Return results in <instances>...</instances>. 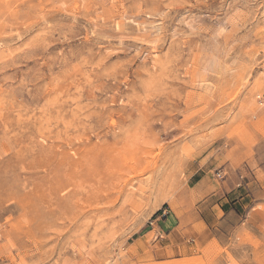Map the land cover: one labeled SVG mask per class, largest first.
I'll list each match as a JSON object with an SVG mask.
<instances>
[{"label": "rangeland", "instance_id": "374dc122", "mask_svg": "<svg viewBox=\"0 0 264 264\" xmlns=\"http://www.w3.org/2000/svg\"><path fill=\"white\" fill-rule=\"evenodd\" d=\"M196 186L241 216L143 259ZM228 236L264 243V0H0V264H264Z\"/></svg>", "mask_w": 264, "mask_h": 264}, {"label": "crops", "instance_id": "0c3cea01", "mask_svg": "<svg viewBox=\"0 0 264 264\" xmlns=\"http://www.w3.org/2000/svg\"><path fill=\"white\" fill-rule=\"evenodd\" d=\"M202 189L205 188L197 187L192 189L197 193L194 195L196 203L181 202L177 204L175 210L170 208L164 210V215L159 212L156 215L154 214L151 228L147 230L145 235L155 231L156 236L152 243L148 242L147 239L142 240L141 244L146 250L138 251V254L143 259L154 263H167L189 257L196 253L198 249L208 244L213 245L212 240L216 236L215 225L220 222L221 216L219 214H223V210L228 215L234 214L233 218L241 216L238 214V206L242 205L243 196L241 197L240 195L241 199H231L229 193H226L225 203L220 202L216 205L214 201L209 202L208 198L212 197V195L216 196L217 192ZM225 204H228V207ZM211 221L216 222L212 224L213 222ZM252 228L248 226L247 220H238L236 224L230 227L228 234L244 235L243 232L252 233L254 230ZM252 235L251 240H261L255 234V231H253ZM217 242L220 243L218 240ZM221 244L223 247L226 245L229 247L228 245L230 244L232 247L235 246V250L232 248L229 250L232 253H236L238 259L251 258L256 253L264 254V243H261L262 245L256 248L248 239H241V237L229 240L228 236L226 239L221 240Z\"/></svg>", "mask_w": 264, "mask_h": 264}, {"label": "built area", "instance_id": "2783aa9c", "mask_svg": "<svg viewBox=\"0 0 264 264\" xmlns=\"http://www.w3.org/2000/svg\"><path fill=\"white\" fill-rule=\"evenodd\" d=\"M160 213H161L162 215H164V214H165L164 210L160 211Z\"/></svg>", "mask_w": 264, "mask_h": 264}]
</instances>
